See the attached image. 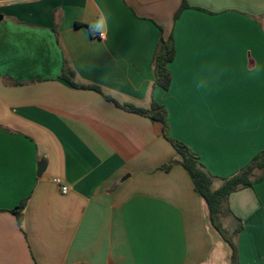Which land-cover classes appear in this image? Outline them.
I'll return each instance as SVG.
<instances>
[{
  "label": "crops",
  "instance_id": "0c3cea01",
  "mask_svg": "<svg viewBox=\"0 0 264 264\" xmlns=\"http://www.w3.org/2000/svg\"><path fill=\"white\" fill-rule=\"evenodd\" d=\"M185 1L173 21L181 0H0V264H230L186 171L158 170L175 155L161 125L104 98L163 106L169 137L216 178L264 150V0ZM225 208L238 264H264V177Z\"/></svg>",
  "mask_w": 264,
  "mask_h": 264
},
{
  "label": "trees",
  "instance_id": "16d2710c",
  "mask_svg": "<svg viewBox=\"0 0 264 264\" xmlns=\"http://www.w3.org/2000/svg\"><path fill=\"white\" fill-rule=\"evenodd\" d=\"M185 0H181L179 7L174 12L172 19L176 21L181 13L188 9ZM160 30V28H159ZM175 51L172 41V36L163 38L161 35L157 45V49L152 59V75L154 79V86L166 91L170 84V73L167 66L174 59ZM74 76L73 71L63 68L61 79L65 80L72 87L90 89L100 92L98 86H78L72 82ZM104 98L112 102L116 107L134 114H138L149 118L161 125L162 137L171 144L175 151L174 157L168 162L161 165L158 170L168 172L171 167L181 166L189 176L193 191L203 201L208 214V220L213 229L221 236L223 241L227 244L230 251V264H238L237 245L235 239L242 229V224L236 219V227L228 235L222 229L221 217L226 211V203L228 196L240 189L251 187L254 183L260 182L264 177V150L258 152L243 168L236 173L226 178H216L211 176L198 161V158L192 153L184 144L171 139L168 135L167 114L163 106L151 100L147 109L133 107L131 105H119L111 98L104 96ZM215 183H218L215 188ZM26 199H23L17 206L9 210L16 219V224L21 228L23 220V210Z\"/></svg>",
  "mask_w": 264,
  "mask_h": 264
},
{
  "label": "built area",
  "instance_id": "2783aa9c",
  "mask_svg": "<svg viewBox=\"0 0 264 264\" xmlns=\"http://www.w3.org/2000/svg\"><path fill=\"white\" fill-rule=\"evenodd\" d=\"M97 38L99 40H104V34L103 33H98L97 34ZM53 183H55L59 187L60 192L62 194H64V193L67 192V187L66 186H63V185H60V181L58 179H53Z\"/></svg>",
  "mask_w": 264,
  "mask_h": 264
},
{
  "label": "rangeland",
  "instance_id": "374dc122",
  "mask_svg": "<svg viewBox=\"0 0 264 264\" xmlns=\"http://www.w3.org/2000/svg\"><path fill=\"white\" fill-rule=\"evenodd\" d=\"M221 226H222V229L228 233V235L231 234L232 231H231V228L230 227H228V226H226V225H224L222 223H221ZM229 254H230V251H229ZM222 264H229V262H226V260L223 259Z\"/></svg>",
  "mask_w": 264,
  "mask_h": 264
},
{
  "label": "water",
  "instance_id": "95a60500",
  "mask_svg": "<svg viewBox=\"0 0 264 264\" xmlns=\"http://www.w3.org/2000/svg\"><path fill=\"white\" fill-rule=\"evenodd\" d=\"M2 19V16L0 15V21ZM44 169V162H41L37 167V176H40Z\"/></svg>",
  "mask_w": 264,
  "mask_h": 264
}]
</instances>
